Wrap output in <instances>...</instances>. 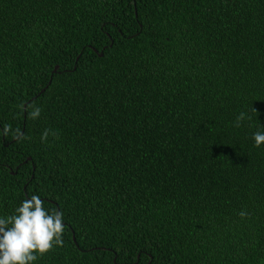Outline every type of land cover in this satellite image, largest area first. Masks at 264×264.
I'll list each match as a JSON object with an SVG mask.
<instances>
[{"label":"trees","instance_id":"trees-1","mask_svg":"<svg viewBox=\"0 0 264 264\" xmlns=\"http://www.w3.org/2000/svg\"><path fill=\"white\" fill-rule=\"evenodd\" d=\"M262 128L264 0H0V218L65 225L34 264H264Z\"/></svg>","mask_w":264,"mask_h":264},{"label":"clouds","instance_id":"clouds-1","mask_svg":"<svg viewBox=\"0 0 264 264\" xmlns=\"http://www.w3.org/2000/svg\"><path fill=\"white\" fill-rule=\"evenodd\" d=\"M41 111V108L33 107L30 118L38 119ZM244 119L245 115L241 113L235 126L239 127ZM2 133L4 136L12 133L17 139L23 137L20 129L16 128L13 132L10 124L3 127ZM50 135L58 138V133L45 129L41 142H47ZM253 139L256 147L264 145V130L256 131ZM239 216L245 219L248 213L242 210ZM64 232L63 212L59 209L49 212L44 207V201L38 195H32L13 214L0 218V264H34L56 247L64 246Z\"/></svg>","mask_w":264,"mask_h":264}]
</instances>
